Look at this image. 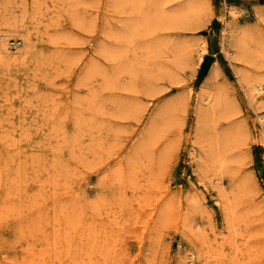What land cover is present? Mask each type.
Here are the masks:
<instances>
[{
  "label": "rangeland",
  "instance_id": "1",
  "mask_svg": "<svg viewBox=\"0 0 264 264\" xmlns=\"http://www.w3.org/2000/svg\"><path fill=\"white\" fill-rule=\"evenodd\" d=\"M0 264H264V0H0Z\"/></svg>",
  "mask_w": 264,
  "mask_h": 264
},
{
  "label": "bare ground",
  "instance_id": "2",
  "mask_svg": "<svg viewBox=\"0 0 264 264\" xmlns=\"http://www.w3.org/2000/svg\"><path fill=\"white\" fill-rule=\"evenodd\" d=\"M8 45H9V43H7ZM2 50L4 51V52H6V54H7V52L10 50V48H9V46H6L5 48H2ZM200 53H203V50H200L199 51ZM260 91L261 90V87L259 86V87H257V91Z\"/></svg>",
  "mask_w": 264,
  "mask_h": 264
},
{
  "label": "trees",
  "instance_id": "3",
  "mask_svg": "<svg viewBox=\"0 0 264 264\" xmlns=\"http://www.w3.org/2000/svg\"><path fill=\"white\" fill-rule=\"evenodd\" d=\"M240 1V0H239Z\"/></svg>",
  "mask_w": 264,
  "mask_h": 264
}]
</instances>
